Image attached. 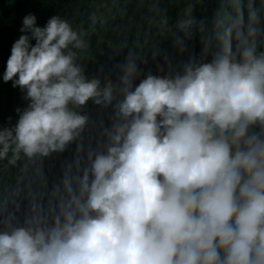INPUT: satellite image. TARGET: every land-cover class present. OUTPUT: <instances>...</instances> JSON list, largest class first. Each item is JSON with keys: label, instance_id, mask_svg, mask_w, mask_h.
<instances>
[{"label": "clouds", "instance_id": "clouds-1", "mask_svg": "<svg viewBox=\"0 0 264 264\" xmlns=\"http://www.w3.org/2000/svg\"><path fill=\"white\" fill-rule=\"evenodd\" d=\"M194 6L183 0L165 31L180 51L198 34L200 58L135 84L136 53L102 83L79 62L82 30L59 15L43 26L22 17L0 73L27 101L0 127V169L19 170L0 188V264H264V0H218L209 24ZM89 100L115 103L81 165ZM73 141L48 187L40 159ZM29 164L41 195L17 222L4 206Z\"/></svg>", "mask_w": 264, "mask_h": 264}, {"label": "trees", "instance_id": "trees-1", "mask_svg": "<svg viewBox=\"0 0 264 264\" xmlns=\"http://www.w3.org/2000/svg\"><path fill=\"white\" fill-rule=\"evenodd\" d=\"M182 3L183 0H0V73L11 44L21 34L22 17L27 13L35 15L38 26H43L51 15H59L73 28L83 31L85 47L78 50V56L86 77H98L102 83L110 79L115 83L129 51L136 53L138 71L134 84L147 73L164 75L179 71L190 57L199 59L202 49L198 34L185 40L184 50L180 51L172 35L165 31L174 26ZM217 7L218 0H195L193 15L198 21L209 24ZM93 14L95 23L90 19ZM210 56L211 51L204 59ZM114 103L115 100L102 106L89 100L80 109L89 117L78 138L83 145L81 165L85 162V149L102 145V128L111 122ZM26 104L19 86L13 87L11 81L0 79V127L14 124L18 117L16 109H23ZM75 146L76 141H73L62 152L40 159L39 167L48 187L59 180L65 163L76 155ZM34 167V164L27 166L19 196L4 206L5 213H14L17 222L23 221L30 196L41 195ZM18 174V169H0V188H10ZM26 185L32 187L31 194H27Z\"/></svg>", "mask_w": 264, "mask_h": 264}]
</instances>
